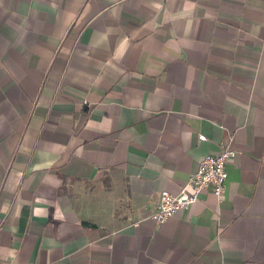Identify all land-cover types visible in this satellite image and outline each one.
<instances>
[{"label":"crops","instance_id":"0c3cea01","mask_svg":"<svg viewBox=\"0 0 264 264\" xmlns=\"http://www.w3.org/2000/svg\"><path fill=\"white\" fill-rule=\"evenodd\" d=\"M0 264H264V0H0Z\"/></svg>","mask_w":264,"mask_h":264},{"label":"built area","instance_id":"2783aa9c","mask_svg":"<svg viewBox=\"0 0 264 264\" xmlns=\"http://www.w3.org/2000/svg\"><path fill=\"white\" fill-rule=\"evenodd\" d=\"M199 140L206 141L207 138L200 135ZM231 143L232 137H228L218 155L206 156L177 195L163 191L155 209L149 214V219L158 226L164 225L178 211L187 210L198 203L199 196L203 192H210L217 198L218 202L222 201L228 180L227 165L239 153L232 148Z\"/></svg>","mask_w":264,"mask_h":264}]
</instances>
